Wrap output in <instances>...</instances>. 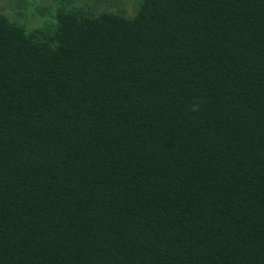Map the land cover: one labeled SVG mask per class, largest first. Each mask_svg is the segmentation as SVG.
I'll use <instances>...</instances> for the list:
<instances>
[{"label": "trees", "instance_id": "16d2710c", "mask_svg": "<svg viewBox=\"0 0 264 264\" xmlns=\"http://www.w3.org/2000/svg\"><path fill=\"white\" fill-rule=\"evenodd\" d=\"M134 2L0 7V264H264V0Z\"/></svg>", "mask_w": 264, "mask_h": 264}, {"label": "rangeland", "instance_id": "374dc122", "mask_svg": "<svg viewBox=\"0 0 264 264\" xmlns=\"http://www.w3.org/2000/svg\"><path fill=\"white\" fill-rule=\"evenodd\" d=\"M40 1V0H35ZM47 1V0H46ZM117 3H124V7L131 13L133 11L134 0H117ZM11 4V0H0V7H4L6 11H9V5ZM34 21V20H33Z\"/></svg>", "mask_w": 264, "mask_h": 264}]
</instances>
